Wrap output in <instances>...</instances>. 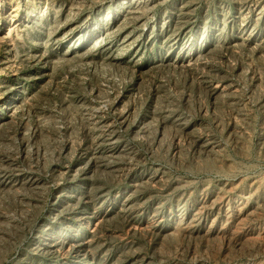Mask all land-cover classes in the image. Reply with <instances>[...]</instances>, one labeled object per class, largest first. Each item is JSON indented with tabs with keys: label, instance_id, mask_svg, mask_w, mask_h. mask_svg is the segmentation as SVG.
Here are the masks:
<instances>
[{
	"label": "rangeland",
	"instance_id": "1",
	"mask_svg": "<svg viewBox=\"0 0 264 264\" xmlns=\"http://www.w3.org/2000/svg\"><path fill=\"white\" fill-rule=\"evenodd\" d=\"M0 264H264V0H0Z\"/></svg>",
	"mask_w": 264,
	"mask_h": 264
}]
</instances>
